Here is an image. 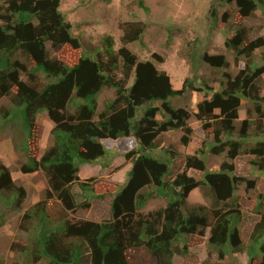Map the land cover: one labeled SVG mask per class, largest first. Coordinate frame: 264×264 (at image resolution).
<instances>
[{"label": "trees", "instance_id": "16d2710c", "mask_svg": "<svg viewBox=\"0 0 264 264\" xmlns=\"http://www.w3.org/2000/svg\"><path fill=\"white\" fill-rule=\"evenodd\" d=\"M227 2H234L236 9L223 20L232 17L235 34L224 45L244 67L234 77L225 74V86L197 105L202 131H210L213 142L219 144L210 148L209 155L218 157L226 151L218 170L204 179L215 207L207 210L187 205L188 195L201 183L188 171L207 169L203 151L183 157V168L172 179L175 148H170L164 161L150 156V151L164 148L160 135L181 130L179 143L186 148L193 130L187 124L188 113L168 103L182 94L185 83L182 89H173L165 72L150 61H139L127 47L140 40L144 24H122L120 48L115 51L112 38L106 36L100 45L91 46V59L84 56L87 52L72 33V24L59 11L60 0H3L0 100L6 103L0 104V131L8 130L14 152L24 154L19 172L40 173L46 185L39 200L20 217L18 231L25 235L12 238L9 250L18 255L13 264H173L180 253L178 243L203 236L206 228L208 246L219 261L244 252L247 264H264V197H257L262 199L254 206L256 219L245 244L240 225L243 211L233 197L237 184L244 181L235 175L236 158L246 156L251 166L264 171V138L258 135L264 134V121L259 109L255 108L259 117L247 114L240 127L235 125L241 97L264 103L256 85L264 66L250 68L254 52L264 54V36L249 39L250 30L244 25L258 9L264 15V0ZM200 58L213 68L227 66L224 55ZM105 88L113 90L114 97L98 111V97ZM70 107L73 113L68 112ZM41 113L53 124L52 144L42 153L37 122ZM157 114L166 120L158 121ZM233 133L237 141L221 142ZM118 139H133L135 147L123 153L131 166L125 181L113 191L109 217L72 219V214L89 210L92 200L105 197L97 193L94 178L80 180L77 173L83 165L106 168L110 162L103 143ZM25 197V188L15 184L0 161V222L4 211H20ZM156 200L166 204L142 211Z\"/></svg>", "mask_w": 264, "mask_h": 264}, {"label": "rangeland", "instance_id": "374dc122", "mask_svg": "<svg viewBox=\"0 0 264 264\" xmlns=\"http://www.w3.org/2000/svg\"><path fill=\"white\" fill-rule=\"evenodd\" d=\"M3 0L0 1V5ZM236 5L227 0H60L59 11L65 19L72 24V33L76 35L87 53L84 56L94 59L91 55V46L100 45L104 37L109 36L113 40V49L120 48L122 35L121 25L128 22H141L144 24V32L140 40L127 45L128 49L136 55L139 61H150L159 71L165 72L173 89H182L181 95L169 100L174 109H183L188 115L187 124L192 128V140L188 147H182L179 143L182 136L181 130H172L164 133V148L160 151H150L151 157H159L166 160L173 146L177 152L176 159L171 163L170 179L183 168V157L196 153L199 149L204 152L202 158L206 161L205 172L189 170L188 175L195 177L200 185L193 189L187 198L188 206L202 205L207 210L214 209V202L205 176L208 172L218 170L220 163L226 156L225 152L218 157L210 156V148L215 144L211 132H204L201 123L196 118L198 103L209 101L215 92H219L225 86V74L234 77L244 67V62L239 58L235 61V53L225 48L226 38L235 34L232 17L223 20L227 14L232 15ZM215 16L213 17V14ZM246 28L250 30L249 39L264 36V15L259 10L244 21ZM47 48L49 45L47 44ZM224 55L227 66L213 68L201 61V55ZM264 66V54L262 50L254 52L251 70ZM133 77L127 85L132 83ZM256 85L260 89L259 97L264 98V73L259 77ZM114 97L113 90L103 89L98 97V111L102 103ZM6 103L5 99L0 104ZM154 104V103H153ZM258 108L264 121V103L254 102L241 97L239 118L235 125L240 127L247 114L252 118L259 117L255 112ZM140 107V111L145 110ZM69 113L73 109L69 108ZM137 115V117H138ZM158 121L162 119L156 115ZM250 120V119H247ZM41 127L40 150L41 153L52 144L50 130L53 126L44 113L37 117ZM263 140V132L258 133ZM8 130L0 131V161L6 165L12 179L17 186L26 190V197L17 212L4 211V219L0 222V263L13 264L18 255L9 250L12 238H24V233L18 231V223L22 213L30 208L42 196L46 188L45 181L40 173L24 175L19 172L20 165L25 162L24 154L15 153L10 143ZM133 139H118L115 142L105 141L104 146L108 150L109 164L106 168L100 165L87 168L83 167L77 173L80 180L94 178L97 182V193L104 194L103 199H94L87 211H79L72 214V219L101 220L109 217L110 203L113 191L125 181L129 167L128 161H124L123 153L135 147ZM237 133L231 136H223L221 142L237 141ZM252 143H245L243 149L250 147ZM229 146H226L228 148ZM169 151V152H167ZM165 154V155H164ZM155 158V157H154ZM107 157L102 159V163ZM235 175L242 178L237 184L235 196L239 201V207L243 211L240 225L242 227L241 239L246 243L250 229L256 219L254 206L260 203L264 197V171L257 170L248 162V158L238 157L234 160ZM251 183V184H250ZM108 195V196H107ZM258 196H263L257 199ZM166 201H152L145 205L143 212L156 209L165 205ZM209 228L205 229L203 236L194 235L178 243L180 253L174 257V264H247L248 260L244 252L228 254L224 260L219 261L217 255L208 246ZM43 264V263H40Z\"/></svg>", "mask_w": 264, "mask_h": 264}, {"label": "crops", "instance_id": "0c3cea01", "mask_svg": "<svg viewBox=\"0 0 264 264\" xmlns=\"http://www.w3.org/2000/svg\"><path fill=\"white\" fill-rule=\"evenodd\" d=\"M95 165H83L81 168H83V167H87V168H91V167H94ZM129 169H130V167H129ZM81 170V169H80Z\"/></svg>", "mask_w": 264, "mask_h": 264}, {"label": "clouds", "instance_id": "9594fccd", "mask_svg": "<svg viewBox=\"0 0 264 264\" xmlns=\"http://www.w3.org/2000/svg\"><path fill=\"white\" fill-rule=\"evenodd\" d=\"M107 141H112V140H107ZM115 141H117V140H115ZM115 141H112V142H115ZM103 144H104V143H103ZM123 158H124V157H123ZM124 161H126L125 158H124ZM129 164H130V163H129ZM130 165H131V164H130ZM173 264H174V263H173Z\"/></svg>", "mask_w": 264, "mask_h": 264}]
</instances>
